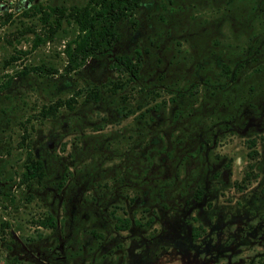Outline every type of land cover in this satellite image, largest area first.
Wrapping results in <instances>:
<instances>
[{
    "label": "rangeland",
    "instance_id": "1",
    "mask_svg": "<svg viewBox=\"0 0 264 264\" xmlns=\"http://www.w3.org/2000/svg\"><path fill=\"white\" fill-rule=\"evenodd\" d=\"M86 1L0 0V264H264V0H146L136 29L122 25L116 50L144 46L149 70L158 57L167 68V90L149 104L167 101L176 83L197 85L180 100L189 115L172 120L169 103L148 126L146 141L164 135L150 151L134 114L80 102L85 84L110 74L107 59L64 72L76 35L66 13ZM194 11L208 22H190ZM212 36L230 50L231 68L243 64L215 93L210 69L171 58L178 49L209 57ZM50 105L54 116L42 112ZM28 155L42 161L43 178L21 184ZM47 214L55 228L37 225ZM113 214L153 220L117 231Z\"/></svg>",
    "mask_w": 264,
    "mask_h": 264
},
{
    "label": "trees",
    "instance_id": "2",
    "mask_svg": "<svg viewBox=\"0 0 264 264\" xmlns=\"http://www.w3.org/2000/svg\"><path fill=\"white\" fill-rule=\"evenodd\" d=\"M146 0H87L82 6L70 7L67 10L68 18L73 22L76 28V35L66 45L64 51L67 56V67L64 72H79L83 65L89 58L107 59V70L110 71L104 81L96 84H85L82 92L83 97L80 102L82 103H98L100 101L107 102L111 108L113 107L121 117H127L134 114L135 121H140L141 125L138 128L139 135L142 137L143 148L146 151L150 148L149 143L155 142L153 146L157 148L162 147L159 142L163 139V133H156L149 141H146L147 132H149V125L155 121L162 120L161 111L166 104H172L175 108L172 111V120H180L189 115V109L180 107L181 97L185 92L191 97L196 92L197 85H194L192 80L187 81L189 86H185L186 90L180 87L178 83L174 85L173 91L169 94L167 101L161 103L155 102L149 104V100L158 96L162 90L167 86L165 83V75H167V68L163 63V59L158 57L153 62L152 70H149L146 63V55L149 54V48L136 46L130 51L116 50V46L121 40V28L123 24L129 25L130 30L134 31L138 25V17H136L137 10L145 4ZM208 3L214 2L213 0H206ZM235 0H226V4L230 6ZM196 2H189L190 7L195 8ZM164 7V5H162ZM227 8V7H225ZM52 13L55 9H52ZM58 17L55 18L59 22L60 16H64L61 9L57 10ZM44 15L43 19L50 18L51 14L48 12H41ZM8 18V15L6 16ZM188 20L190 22H208V17L204 11L189 14ZM150 40L149 42H151ZM204 43V42H203ZM211 54L209 57L202 56L193 57L191 52L184 53L181 49L176 50V53L171 54L173 61H177V57L193 58L194 72L202 69H210L212 83L210 87L211 92L221 91L228 80H234L238 70L243 64L236 63L232 68L230 67V60L228 61L229 54L227 49L224 48L219 38L212 36L210 39ZM230 43H228L229 45ZM232 49V48H231ZM186 51V49H182ZM233 51V50H232ZM202 52V51H201ZM242 52V51H241ZM203 57L207 60L203 61ZM202 58V60H201ZM196 59L197 62H196ZM167 64V62H166ZM162 65V66H161ZM258 66V65H256ZM258 72L264 70V65L256 68ZM192 74L193 79L199 75ZM200 73V74H201ZM18 75H25V70H21ZM207 77H204L206 80ZM8 84V83H7ZM160 86L162 88L160 89ZM79 93V94H80ZM72 100V99H71ZM55 107V106H54ZM52 105L43 108L42 112L47 115L54 116L57 107ZM67 108L71 109L72 105L68 104ZM253 140L250 141L249 147L251 148ZM205 144L199 142L198 148H203ZM197 146L192 149L194 156H201L200 152L196 151ZM167 156H171V151L164 149ZM154 152H158L155 150ZM189 154V153H188ZM148 157V154H146ZM192 155V154H189ZM192 155V156H193ZM149 160V159H148ZM43 178V163L40 159H33L30 155L26 157L24 169L21 171L20 182L21 184L30 182L32 180L40 181ZM65 180V174L59 179V186ZM1 192V191H0ZM202 190L197 184L193 189V196L196 200L201 197ZM144 194V193H143ZM161 201L164 200V194H161ZM164 206V204L162 205ZM113 227L117 231L126 230L129 227L137 226L142 227L149 224L153 219L148 216L145 223L138 220L130 221L129 217H119L113 214ZM55 219L53 216L47 214L45 217L37 220V225L43 228H55ZM194 237L201 231V227L197 226L192 229ZM199 230V231H197ZM92 232V230H91ZM96 237L99 233L92 232Z\"/></svg>",
    "mask_w": 264,
    "mask_h": 264
}]
</instances>
